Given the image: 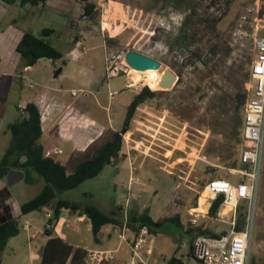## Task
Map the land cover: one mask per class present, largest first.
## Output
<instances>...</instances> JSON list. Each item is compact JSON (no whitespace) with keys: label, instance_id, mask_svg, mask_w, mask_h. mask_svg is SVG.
<instances>
[{"label":"rangeland","instance_id":"rangeland-1","mask_svg":"<svg viewBox=\"0 0 264 264\" xmlns=\"http://www.w3.org/2000/svg\"><path fill=\"white\" fill-rule=\"evenodd\" d=\"M90 1L96 4L93 17L83 15L81 0H52L47 7L29 5L23 10H30L28 17L37 26L35 33L43 27L55 29L50 40L64 53L55 60L41 58L24 72L26 83L19 86L24 97H35L41 82L47 81L48 89L64 105L93 119L89 123L94 125L95 134L115 129L122 130L124 136L125 156L61 196L102 204L107 211L112 204L123 205L128 199L129 210L149 208L155 219L176 216L179 222L169 221L154 233L152 263L166 264L171 256L183 254L185 263L198 264L189 254L193 232L188 228L229 232L237 228L239 215L246 208L239 202L233 214L223 212L220 205L217 216L212 217L208 212L212 199L204 187L215 179L240 180V174L233 170L241 167L244 143L243 133L237 128L236 98L242 91L247 98L251 86L254 45L264 32V0H187L181 6L166 0ZM130 50L158 59L159 77L165 69H171L178 75L177 81L169 88L158 86L148 73H140L127 63L125 55ZM111 65L122 69L108 77L107 67ZM60 67L63 71L55 77ZM144 86L156 91L155 95L139 104L126 131L127 106ZM73 89L77 94H72ZM11 113L14 117L5 119L6 132L0 136V159L11 138L7 123L20 115L15 104ZM57 129L56 125L46 126L45 132L55 136ZM49 146L54 147L52 142ZM127 154L137 167L140 183L130 185V169L123 164ZM67 155L54 157L66 162ZM235 160L237 165L233 166ZM262 170L257 208L252 212L251 264H264V158ZM43 184V180L35 184L19 182L15 187L19 200L35 196ZM46 210H35L22 218V222L28 219L31 227L22 224L16 238L19 242L14 240L21 247L29 244L33 235L32 248L38 256L29 264L39 261L38 242L44 236ZM82 234L87 237L85 244L108 246L103 240L97 243L92 231L83 230ZM113 237L115 243L120 240L117 234ZM9 250L8 245L3 251V264H16L12 256H7Z\"/></svg>","mask_w":264,"mask_h":264},{"label":"trees","instance_id":"trees-1","mask_svg":"<svg viewBox=\"0 0 264 264\" xmlns=\"http://www.w3.org/2000/svg\"><path fill=\"white\" fill-rule=\"evenodd\" d=\"M9 3H18L24 6L27 3L32 5H44L47 0H5ZM84 4L83 15L93 17L96 13V4L90 0H81ZM181 6L187 0H166ZM55 32L54 28L43 27L38 33L25 31L19 44L18 51L22 57L23 66H32L40 58L51 59L62 58L64 53L58 49L50 40ZM154 90L144 86L127 106L124 126L126 131L133 119L140 103L153 97ZM246 91L238 92L236 98L237 106V128L242 133ZM20 115L7 124L11 133V139L0 159V178L6 179L10 170L23 172V181L27 184H35L44 181L43 187L33 197L20 205L22 214L39 210L44 207L50 210L51 216L45 226V233L49 235L44 245L40 264H87L85 261L86 249L74 247L54 233V227L60 218L63 208H69L72 212L86 214L92 223V232L95 239H98L100 230L104 224L122 226L124 217L121 206H116L111 211H106L98 203H87L72 200L61 196L62 192L75 188L85 180L99 175L106 166L116 164L126 154L123 153L124 136L122 130H111L103 132L93 140L85 149L77 150L70 155L66 162L56 159L54 155H47L45 145L42 142V114L39 105L33 101L25 104L24 108L18 107ZM242 135V134H241ZM243 138L241 139V141ZM243 143V142H242ZM237 165V160L233 166ZM223 195H218L212 200L209 207V214L216 217L220 209ZM128 226L137 230L141 226H148L152 233H157L169 221L179 222V218L159 217L154 219L149 208L130 209L128 213ZM237 229H241L246 220V210L239 215ZM49 225V226H48ZM20 230L18 219H11L0 224V252L4 250L8 240L17 235ZM188 232H193V241L198 235L219 236L220 233L208 228L189 227ZM222 233H225L223 231ZM182 256H171L166 264H184Z\"/></svg>","mask_w":264,"mask_h":264},{"label":"crops","instance_id":"crops-1","mask_svg":"<svg viewBox=\"0 0 264 264\" xmlns=\"http://www.w3.org/2000/svg\"><path fill=\"white\" fill-rule=\"evenodd\" d=\"M51 1L52 0H47L43 6L44 7L49 6L48 4ZM17 5L19 4L9 3L6 2L5 0H0V136L2 135V132L3 133L6 132V130H4L5 119L10 120L11 118L14 117V116L12 117V113H11L12 105L15 104L16 107L18 108L20 104L25 105L27 102L33 101L37 103L41 109L42 129H43L42 142L45 145L46 153L47 151H53L55 148H60L64 152L60 154H65V152L68 153V155L65 158L68 159L70 153L73 150L85 149L93 140L98 138L101 134L98 135L99 133L95 134L92 131L94 125L89 123V121H93L91 117L89 118L84 113L80 111H76L70 105H64V103L61 100H59L55 92L52 89L51 90L48 89L49 86L47 84L48 83L47 81L45 82V84L41 82L42 88L36 93L35 97L32 96H27L26 98L24 97L25 92L19 86H21L20 84L26 83V81H24L26 79L25 78L26 75H24V72L30 71L33 65L23 66L22 57L20 52L18 51V44L25 31L34 32L35 30L33 29H37V26H34L33 20L28 17L30 15L29 12L30 10L28 11V13H24L23 11L25 8H27V6L32 4L27 3L21 7H18ZM19 14L20 16H22V20L19 19ZM43 58H47V57H43ZM51 60H55V59H51ZM60 69H61L60 72L55 73L56 75L55 77H57L62 73L63 68L60 67ZM81 117H85L86 119H88V121L86 120L83 121ZM9 122L11 121H8V123ZM55 125L58 126V129L56 130V133L58 132V135L57 134L55 136H51L52 134L48 135L45 132L46 126L48 128L49 127L52 128ZM77 129H81L82 132L78 133ZM63 132H65L64 135L62 134ZM62 137L64 138L62 139ZM51 142L53 143L54 146L53 148L49 146ZM54 154L60 155L59 153H54ZM55 158L59 159V156H56ZM125 160L126 161L123 164H126V166H128L130 169L129 171V179H130L132 173L136 175L138 170L137 167L134 166L131 163V161H129L130 160L129 154H127ZM113 165L115 164H110L108 166H113ZM21 181H23V178L19 179L18 181H15L13 185L8 186L6 183V179L0 178V224L11 219H18L20 230L17 235L11 237L8 240L5 248L8 245L10 246V250L8 251L7 256H12L16 264H29L30 262L35 261V257L38 256L37 253L33 252V248H32V242H34L33 235L32 234L30 235L29 244L31 243V246L29 244L27 245L23 244L20 247L18 246V243L14 241L17 240L16 238H18V236H20L22 224H24L25 227H31V223L28 219H26L25 222L21 221L22 218H28V216L32 212L31 211L26 214L21 213L20 205L26 200H19L18 190L15 189L16 185ZM115 188L117 187L115 186ZM99 205L103 208L102 204ZM119 205L122 207V205L118 202L112 204L111 208H109L108 211L113 210L116 206ZM47 212H50V210L49 209L46 210V218L48 221ZM46 223L44 225V228L42 229V234L44 236L42 237L41 242H38V247L40 248V254H39V261L37 264H40L44 245L49 238V235L45 233ZM119 229L122 232V229L119 228V225H114L111 223L104 224L102 226L100 233L98 235V239H95V241L99 243L100 240H103L104 243L108 245L106 247H98L94 245L85 244L86 242L84 241H86L87 237L86 236L83 237L82 232L83 230L92 231V223L90 219L86 214H82L78 211L72 212L69 208H63L60 214V218L54 227V233L57 236L64 239L65 241H67L68 243L72 244L74 247L81 246L84 247L85 249L100 248V249L117 250L116 251L117 258L114 264H125L129 255V247L127 243L122 239L121 237L122 233L120 232ZM39 234L40 232L36 233V235ZM115 234H117L120 237V240L117 243L113 241L114 240L113 236ZM126 235L128 238L131 237V234L129 232H127ZM17 241L19 242V240ZM4 250L0 252V264H3ZM181 256L183 257L184 255L182 254Z\"/></svg>","mask_w":264,"mask_h":264},{"label":"built area","instance_id":"built-area-1","mask_svg":"<svg viewBox=\"0 0 264 264\" xmlns=\"http://www.w3.org/2000/svg\"><path fill=\"white\" fill-rule=\"evenodd\" d=\"M254 47L256 54L250 67L251 86L243 106L244 143L239 157L241 167L233 169L240 174V180L233 183L225 179H215L204 187V192L209 194L212 200L220 194L223 195L221 202L223 212L227 210L235 214L238 203L244 202L246 221L241 229L233 227L229 232H221L219 236L198 235L190 252L198 264H251L250 241L254 232L252 212L254 213L257 208L264 158V32L256 38ZM121 69L118 66H108V77L118 75ZM72 94H77V90L73 89ZM24 106L19 105L20 108ZM53 152L58 153V150L54 149ZM51 154L53 155L52 151H47V155ZM129 180L130 185L139 183V178L133 173ZM129 206L127 199L121 207L124 217L121 237L129 247L125 264H153L151 256L154 252L155 234L146 225L137 230L128 227ZM50 216L51 212H47V217ZM127 232L131 234L130 238L127 237ZM116 251L88 248L85 261L87 264H114L117 258Z\"/></svg>","mask_w":264,"mask_h":264},{"label":"water","instance_id":"water-1","mask_svg":"<svg viewBox=\"0 0 264 264\" xmlns=\"http://www.w3.org/2000/svg\"><path fill=\"white\" fill-rule=\"evenodd\" d=\"M125 59L127 63L136 70L144 71L150 68L159 69L161 67V62L158 59L149 57L134 50L127 51ZM177 78L178 75L173 70L165 69L159 82L160 87H171L177 81ZM23 176L24 174L20 170H10L6 176V183L8 186H11L15 181L22 179Z\"/></svg>","mask_w":264,"mask_h":264},{"label":"bare ground","instance_id":"bare-ground-1","mask_svg":"<svg viewBox=\"0 0 264 264\" xmlns=\"http://www.w3.org/2000/svg\"><path fill=\"white\" fill-rule=\"evenodd\" d=\"M139 71H140V73L141 72L148 73L150 75V80L151 81H156L157 84H158V86H160L159 82H160L161 77H159V74H158V70L157 69L150 68V69H147V70H144V71H141V70H139Z\"/></svg>","mask_w":264,"mask_h":264}]
</instances>
